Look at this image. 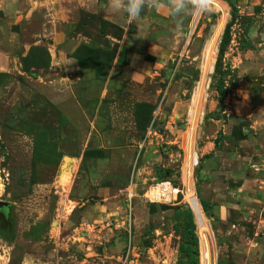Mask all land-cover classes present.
I'll list each match as a JSON object with an SVG mask.
<instances>
[{
	"label": "rangeland",
	"instance_id": "374dc122",
	"mask_svg": "<svg viewBox=\"0 0 264 264\" xmlns=\"http://www.w3.org/2000/svg\"><path fill=\"white\" fill-rule=\"evenodd\" d=\"M207 8L188 36L190 52L172 67L173 82L134 81L121 33L90 17L73 29L70 58L36 46L19 53L21 74L0 71V201L9 204L0 210V264H119V235L84 230L110 213L107 223L132 225L145 249L141 264H178L191 195L209 203L194 216L200 264H264V76L239 78L226 59L228 17ZM191 112L201 126L190 172ZM150 130L164 140L152 134L141 147ZM148 152L161 163L148 162ZM167 180L184 196L147 202L149 188Z\"/></svg>",
	"mask_w": 264,
	"mask_h": 264
},
{
	"label": "crops",
	"instance_id": "0c3cea01",
	"mask_svg": "<svg viewBox=\"0 0 264 264\" xmlns=\"http://www.w3.org/2000/svg\"><path fill=\"white\" fill-rule=\"evenodd\" d=\"M219 1L226 6V19L231 25L233 36L226 59L238 71L240 79L247 77L255 80L263 77L264 0ZM112 2L113 0H0V12L9 20L8 24L0 22V45L4 46V50L0 49V57L8 61V65L0 63V71L21 74L22 54L36 46L46 48L48 45L54 50L57 59L62 56L70 58L77 47L76 39L72 35L73 29L84 18L95 17L122 30L121 43L131 50L130 62L134 81L159 78L161 82H173L175 74L172 67L190 52L187 46L188 36L197 12L189 6L183 13L174 16L171 0H160L158 9L146 6L135 20L129 21L123 10L109 6ZM192 113L189 116L195 135L198 128L192 122ZM187 135L193 136L190 133ZM186 143L188 144L187 139ZM153 156V153L148 152L145 157L148 162L161 163ZM109 215L112 213L107 214L105 222L96 221L94 225H86L84 230H96L99 238L106 231L104 235L110 236L109 240L119 235L115 241L119 252L122 253L124 249L126 251L131 243L143 254L145 249L139 247L133 237L132 225H127L125 220L120 221L118 218L114 223H107ZM117 215L115 216L118 217ZM75 238L85 241L80 236Z\"/></svg>",
	"mask_w": 264,
	"mask_h": 264
},
{
	"label": "built area",
	"instance_id": "2783aa9c",
	"mask_svg": "<svg viewBox=\"0 0 264 264\" xmlns=\"http://www.w3.org/2000/svg\"><path fill=\"white\" fill-rule=\"evenodd\" d=\"M207 1H210V0H207ZM213 1H216V0H213ZM216 2H218V1H216ZM207 5H211V4L207 3ZM222 14L226 16L225 12H222ZM201 15H202L201 13H197L195 20L196 19L198 20ZM192 33H193V31L190 32L189 36H192ZM190 39H191V37L189 38V40ZM196 127L198 128V131H197V133H195V135L193 133L192 128L189 132V133H191V135H194L193 139H195V137L199 134L200 127L198 125ZM152 134H154L155 136H158L161 139H163L165 136L163 133H158L156 131L153 132L152 130H150L148 135L146 136V140L143 142V145L141 147H143L145 144H147V142L149 141V136H151ZM197 165H198V160H197V163L195 166H197ZM195 166H193V168ZM191 189H192V187L190 185L189 192L191 191ZM182 196H184V189H181L178 186H174V184L170 180H167V181L154 183V185L152 187H150L148 192L144 195V198L146 199L147 202H149L151 204L173 205ZM127 197H128L129 201H132L135 198V194L133 192V185L128 188ZM191 199L192 200H198L197 197H196V199H193V198H191ZM188 205H189L192 213L194 214L195 219H197V221H198V217H197L196 212L194 211V209L192 207L191 200H188ZM201 208H203V207L201 206ZM202 211H203V209H202ZM141 260H142V251L137 250L130 243L128 245L125 253L123 254V256H121L119 264H141Z\"/></svg>",
	"mask_w": 264,
	"mask_h": 264
},
{
	"label": "trees",
	"instance_id": "16d2710c",
	"mask_svg": "<svg viewBox=\"0 0 264 264\" xmlns=\"http://www.w3.org/2000/svg\"><path fill=\"white\" fill-rule=\"evenodd\" d=\"M90 18H95V17H90ZM98 19V18H95ZM100 22L111 26L118 32H120V36L122 38L123 32L120 28L105 22L104 20L98 19ZM230 27L231 25L228 24L227 31L225 33L226 36H229L230 34ZM225 37V36H224ZM223 44L221 47L220 54H223ZM44 48V47H43ZM22 63L24 60H21ZM219 93H220V102L223 103L226 96H227V90L224 87L219 88ZM203 210L206 212L209 208V203L203 201L202 202ZM199 237L196 231V223L194 221V215L192 211L187 212L184 214V222H183V230H182V235H181V244H180V249H179V263L178 264H200V259H199Z\"/></svg>",
	"mask_w": 264,
	"mask_h": 264
},
{
	"label": "clouds",
	"instance_id": "9594fccd",
	"mask_svg": "<svg viewBox=\"0 0 264 264\" xmlns=\"http://www.w3.org/2000/svg\"><path fill=\"white\" fill-rule=\"evenodd\" d=\"M109 6L117 10H123L129 21H132L140 15L146 6L158 9L160 0H113ZM189 6L197 13L203 14L208 11L207 0H171L174 16L183 13Z\"/></svg>",
	"mask_w": 264,
	"mask_h": 264
},
{
	"label": "bare ground",
	"instance_id": "6f19581e",
	"mask_svg": "<svg viewBox=\"0 0 264 264\" xmlns=\"http://www.w3.org/2000/svg\"><path fill=\"white\" fill-rule=\"evenodd\" d=\"M212 1V2H211ZM207 3H210L212 6H213V9L215 10V11H219V9L222 11V12H225V7L220 3V2H216V1H213V0H210V1H207ZM225 16V15H224ZM223 16V17H224ZM223 19V18H222ZM223 28H224V23H221L220 25H219V27H218V30H216V32H217V34L215 35V40H214V42L215 41H217L218 40V38L220 37V35H221V33H222V30H223ZM215 33V32H214ZM213 44V43H212ZM215 48V47H214ZM207 63V62H206ZM208 66V65H207ZM212 69V68H211ZM208 71V70H207ZM206 74V73H205ZM208 75V74H207ZM206 76V75H205ZM209 82V81H208ZM200 97V96H199ZM199 103H200V101H199ZM198 104V103H197ZM201 108V107H200ZM194 111H195V109H194ZM194 114H195V112H194ZM194 116V115H193ZM197 117V116H196ZM191 134V133H190ZM194 135L193 136H189V135H187L186 136V139H187V142H188V144H187V147H189V146H191V147H193L192 148V150L191 151H188V160H187V167H189L190 169V172H191V170L193 169V166H195L196 165V163H197V158H196V154L194 153V151H195V144H194ZM193 139V140H192ZM192 140V141H191ZM67 167H68V163H67V165L65 166V168H64V170L65 169H67ZM65 172V171H64ZM63 173V172H62ZM188 175H189V173H188ZM190 175H191V173H190ZM63 177L66 179L67 177H68V175L65 173L64 175H63ZM190 200H191V202H192V207H193V209H194V211L195 212H197V211H199V212H203L202 211V208H201V205H200V203H199V201L198 200H192L191 198H193V199H196V197L193 195H191L190 197ZM211 255H212V253H211V242H210V240H209V238H208V240H207V238H206V249H205V252H204V258L205 259H207L209 262H210V259H211Z\"/></svg>",
	"mask_w": 264,
	"mask_h": 264
},
{
	"label": "water",
	"instance_id": "95a60500",
	"mask_svg": "<svg viewBox=\"0 0 264 264\" xmlns=\"http://www.w3.org/2000/svg\"><path fill=\"white\" fill-rule=\"evenodd\" d=\"M68 162H71V158L70 157H65V159H64V163H63V165H62V170H64V168H65V166L67 165V163ZM8 203H6V202H3V201H0V210L2 209H5V208H7L8 207ZM226 264V263H225Z\"/></svg>",
	"mask_w": 264,
	"mask_h": 264
}]
</instances>
